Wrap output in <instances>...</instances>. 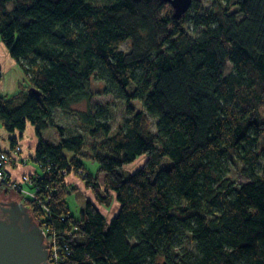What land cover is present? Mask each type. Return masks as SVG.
<instances>
[{
	"label": "trees",
	"instance_id": "1",
	"mask_svg": "<svg viewBox=\"0 0 264 264\" xmlns=\"http://www.w3.org/2000/svg\"><path fill=\"white\" fill-rule=\"evenodd\" d=\"M0 42L26 83L0 96V121L39 140L38 172L11 182L3 164L0 186L30 177L21 188L44 207L13 191L55 239L57 264H264V0H192L179 20L160 0H0ZM92 79L124 104L114 131L108 106H90ZM83 103L89 142L53 122ZM229 155L249 183L225 177ZM70 176L89 192L77 218Z\"/></svg>",
	"mask_w": 264,
	"mask_h": 264
},
{
	"label": "rangeland",
	"instance_id": "2",
	"mask_svg": "<svg viewBox=\"0 0 264 264\" xmlns=\"http://www.w3.org/2000/svg\"><path fill=\"white\" fill-rule=\"evenodd\" d=\"M200 1L204 7H207L208 5H210L211 2H213V0H200ZM188 32L192 37L196 38L203 32V29L200 28L197 31H194L191 27L190 28L188 27ZM120 50L123 52H127L129 50L128 44L127 43L124 44L120 48ZM0 64L2 66L1 68H3L1 70L2 75L0 78V90H1L3 83H5L6 89H14L16 91L21 90L24 86H26V83L24 80L25 79L24 74L21 70H19L20 68L18 67V65L16 64L18 68L15 66V68L9 69L2 61L1 52H0ZM16 77H20L22 81H19V79H16ZM91 91H92L93 97L90 102V106L92 108L108 106L110 114H111L110 124H111L112 130L114 131V129L124 119V104L119 103L112 96L107 95L105 93L104 84L99 83L97 80H94V79L91 80ZM133 106L135 110L140 111L142 109L140 104H138L137 102L133 103ZM86 109H87V106L84 103L78 106H74L68 111L58 109L54 112L53 122L56 126L61 127L62 129L66 130L68 135H83L86 137L87 141L89 142L86 129L80 124L79 116H78V113H79L78 111H85ZM29 126L33 128V132L35 134L34 127L31 124H29ZM51 131L49 134L46 133L47 131L44 133L45 134L44 139L46 141H54L53 138H55L57 134L55 130H51ZM24 135H27V132H25ZM19 140L20 142H23V140L25 139L22 138ZM27 142L29 141L26 140V143ZM83 162H84L87 172H89L92 176L95 175L96 170L98 169V165L88 160H85ZM137 164H139L140 166L141 162L137 160L134 164L131 165V167H125V170L127 172L132 171V170L134 171L135 166H138ZM166 165L167 164H165L164 166ZM223 169H224L225 177L226 178L228 177L230 181L233 183V185L236 187L250 182L249 179L243 174L242 165L238 162V160L235 158L234 155L228 156V159L224 162ZM126 171H124L123 173L127 174ZM6 201H11V200L6 199ZM85 202L86 200L80 189H77V191L72 192L70 195L66 196L67 207L71 215H73L76 218L79 216L80 211L83 209ZM110 206H107V209L105 210H108ZM105 210L103 209V214ZM173 213L174 215H176L175 212ZM182 243L186 247H191L189 245V240L187 236L183 237Z\"/></svg>",
	"mask_w": 264,
	"mask_h": 264
},
{
	"label": "water",
	"instance_id": "3",
	"mask_svg": "<svg viewBox=\"0 0 264 264\" xmlns=\"http://www.w3.org/2000/svg\"><path fill=\"white\" fill-rule=\"evenodd\" d=\"M160 1L171 6L175 20L181 19L192 5V0ZM29 92L40 96L33 88ZM49 258L43 230L28 208L15 200L0 202V264H50Z\"/></svg>",
	"mask_w": 264,
	"mask_h": 264
},
{
	"label": "crops",
	"instance_id": "4",
	"mask_svg": "<svg viewBox=\"0 0 264 264\" xmlns=\"http://www.w3.org/2000/svg\"><path fill=\"white\" fill-rule=\"evenodd\" d=\"M2 45L3 44L1 43L0 52L3 63L9 69H13L15 68V66L17 67L16 63L11 59L7 49L3 47L4 45L3 46ZM1 67L2 66L0 64V70L3 69ZM16 79L22 81L20 77H16ZM24 87L21 90L16 91L14 89H6L5 83H3L0 90V96L7 98L20 96L23 94L22 92L25 91ZM28 91H30V89ZM50 131H47L46 133L49 134ZM25 132H27V135H24ZM44 136L45 134H43L42 137L43 139ZM22 138H24L25 140H23V142H20L19 139ZM11 139L16 140V146H19L21 148L22 151L21 156L11 153L13 149L12 143L10 142ZM26 140H28L29 142L26 143ZM53 140L55 142L56 137L53 138ZM37 145H38V140L33 132V128L30 127L29 124L26 126V129L23 133L19 134L18 132H14L11 134L5 130L3 123L0 121V152H6L9 155V160L6 161L3 171L6 174V177L9 178L11 182L19 181L23 175L34 174L35 172H38L36 165L33 161L35 156L34 150ZM67 181L73 184L77 189H80L83 195H89L88 190H86L84 184L81 181L77 180L73 176L68 177ZM6 199L15 200L18 202L21 200L20 195L17 192L13 190L7 191L6 189L0 186V202H7ZM116 212H117V205L115 202H113L110 208L108 210H105L104 214L106 215V218L109 220L114 216Z\"/></svg>",
	"mask_w": 264,
	"mask_h": 264
},
{
	"label": "built area",
	"instance_id": "5",
	"mask_svg": "<svg viewBox=\"0 0 264 264\" xmlns=\"http://www.w3.org/2000/svg\"><path fill=\"white\" fill-rule=\"evenodd\" d=\"M20 151H21V149L18 147L14 151V154L19 155ZM6 161H7L6 154L5 153L0 154V181L5 179V174L3 173V171H1V167L3 164L6 163ZM26 184H29V185L32 184L30 177H23V180L21 181L20 184L9 185V188H12L13 190L16 189V190L20 191V193H22L26 199L31 198V199L37 200V204L41 207H44L46 201L37 199L34 192H31L25 188H23V189L21 188L22 185H26ZM42 230H43V233L45 235V242L49 246L50 264H57V252L58 251H57L55 239L53 237L52 238L48 237L49 233L47 230H44V229H42Z\"/></svg>",
	"mask_w": 264,
	"mask_h": 264
}]
</instances>
